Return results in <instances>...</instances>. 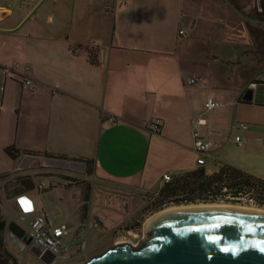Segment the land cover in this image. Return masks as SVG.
Instances as JSON below:
<instances>
[{
    "label": "crops",
    "instance_id": "1",
    "mask_svg": "<svg viewBox=\"0 0 264 264\" xmlns=\"http://www.w3.org/2000/svg\"><path fill=\"white\" fill-rule=\"evenodd\" d=\"M231 5L0 0V206L31 192L40 205L73 200L68 222L84 229L71 238L85 231L98 242L135 228L157 207L154 194H209L205 184L224 166L264 179V9ZM233 11L242 15L235 24ZM248 88L253 99L242 100ZM209 98L224 105L209 110ZM196 128L212 142L201 154ZM45 154L83 180L40 175ZM26 167L41 184H87L85 195L22 186Z\"/></svg>",
    "mask_w": 264,
    "mask_h": 264
},
{
    "label": "water",
    "instance_id": "2",
    "mask_svg": "<svg viewBox=\"0 0 264 264\" xmlns=\"http://www.w3.org/2000/svg\"><path fill=\"white\" fill-rule=\"evenodd\" d=\"M253 93L248 88L242 100L251 101ZM8 228L25 235L16 219ZM35 254L46 264L57 257ZM84 264H264V212L227 206L166 210L149 220L146 238L138 246L117 243Z\"/></svg>",
    "mask_w": 264,
    "mask_h": 264
},
{
    "label": "rangeland",
    "instance_id": "3",
    "mask_svg": "<svg viewBox=\"0 0 264 264\" xmlns=\"http://www.w3.org/2000/svg\"><path fill=\"white\" fill-rule=\"evenodd\" d=\"M228 1V0H227ZM233 5L235 7H239L242 12L244 13H250V9L252 8H259L260 10L264 9V1L263 0H232ZM232 6V5H231ZM232 6V8L234 7ZM234 7V8H235ZM231 9V8H230ZM233 10V9H232ZM252 14V13H251ZM232 23H238L242 19V15L236 14L233 11V14L231 16ZM45 159H42V163L39 165V173L40 175H47V174H52L54 172L58 173L63 177V180L66 179H71L72 181H75V183H79V181L83 180L85 174L81 173L79 171L75 172H70V169L66 168L65 164L61 162L63 159L58 156H50L48 154H45ZM49 158V159H48ZM32 168H27L26 167V172L23 176V178L31 179L33 181V189H35L38 193L43 194L46 189H49L51 187H56L57 190L55 191L57 195L62 192L61 188L68 189L69 191L72 192H79L81 189V196L85 195V190L87 187V184H41L45 183L42 182L43 180L36 181L32 177V172L28 171L31 170ZM66 172V174H65ZM91 176H95V174L92 172ZM96 177V176H95ZM77 181V182H76ZM22 186H25L24 184H21ZM28 185V184H27ZM80 188V189H79ZM31 196H33L36 200L37 207L40 209V207H45L47 210H49L53 216V219L57 222H63V221H70L68 219L70 213V208L74 201L72 200L71 202H67L65 206L58 207L55 204H51L48 202L46 199L39 203L37 199V194L36 193H30ZM251 195H242L238 197H234L233 195H227V196H222L221 199H218V201H202V202H194V203H181V204H174L170 203L167 204L166 206H163L161 209H155L153 208L152 212H149L146 214V216L141 217L140 221L138 222L137 226L130 230V232H122L120 234H115L111 233L109 238L103 239V240H98L96 242L95 240L98 239L94 237L87 236V233L84 231L79 235L76 240H73L70 236H67L64 238V245H66L67 250L69 252V256L67 257H56L54 262L52 264H84L88 259L91 257L98 255L108 248L114 246L117 243H124L126 241H129L130 243L134 244V246H138L142 240L146 238V226L149 220L156 216L158 213H161L166 210L174 209L176 207H181V206H194V205H202V204H211V205H232V206H241V207H247V208H252V209H261L264 210L263 206H260L257 203V200L253 198L255 202H250L249 198ZM70 204V206H69ZM6 209L4 207L0 206V212H4L7 215L13 216L15 212L18 211V208L16 206L15 201L13 202V206H9V204H6ZM246 208V209H247ZM69 223V222H68ZM96 223V222H95ZM71 224V223H70ZM21 225L26 229L29 230V219L28 220H21ZM113 235V236H111ZM69 239V240H68ZM71 239V240H70ZM109 239V240H108ZM86 242V248L83 250L82 249V243ZM32 244L27 245L25 244V249L20 253V259L22 264H46L44 261L39 259L37 256H34V253L32 251Z\"/></svg>",
    "mask_w": 264,
    "mask_h": 264
},
{
    "label": "built area",
    "instance_id": "4",
    "mask_svg": "<svg viewBox=\"0 0 264 264\" xmlns=\"http://www.w3.org/2000/svg\"><path fill=\"white\" fill-rule=\"evenodd\" d=\"M180 33H185V30H180ZM16 66H18V63H15ZM188 82L190 84L197 83V77L193 76L188 79ZM254 83H252L253 85ZM33 85V80L29 77L25 78L24 86L30 87ZM224 103L218 100H215L213 98H209L205 102V107L209 110L214 109L216 107L223 106ZM110 120H113L112 117L109 118ZM241 127L247 128L248 124L241 123ZM153 130L159 129V120H157L152 125ZM237 141L242 144L241 136L236 137ZM194 145L198 153H203L207 150H209L212 147V142L205 139L201 134L200 131L196 128L194 130ZM198 162L200 164L205 162V158L200 156L198 158ZM166 180H170L171 176L166 174L165 175ZM21 194H27L29 201L31 202V209L25 210L24 206L23 208L16 202V206L18 208L16 220L21 224V220H28L29 219V230L27 231V235L31 239L32 247H34L37 251H40L43 253H54L57 255V257H67L69 256V253L67 251L66 245H64L65 241L64 238L67 236H70L73 234V232H76L80 227L84 229V224L81 223L79 225H72L67 222H61V223H55L51 219V214L47 210L38 209L36 200L29 195L28 193H21ZM18 194L17 196L21 195ZM159 193L154 194L153 199L159 198ZM16 196V197H17ZM222 196H219L218 198L221 199ZM240 198V197H238ZM16 200V199H15ZM250 202L256 201L253 199V197L249 198ZM86 248V242L82 243V249L84 250Z\"/></svg>",
    "mask_w": 264,
    "mask_h": 264
},
{
    "label": "trees",
    "instance_id": "5",
    "mask_svg": "<svg viewBox=\"0 0 264 264\" xmlns=\"http://www.w3.org/2000/svg\"><path fill=\"white\" fill-rule=\"evenodd\" d=\"M92 62H96L94 54L91 52ZM9 151L13 153L11 148ZM15 155V154H14ZM211 183L215 184H205L207 187H204L205 191H210L209 194L198 196L185 195L184 198L166 196L161 199L160 197L156 199L158 205L155 209H161L165 206L166 203L173 200L177 204L181 203H194L202 201H218L219 196L233 195L234 197H239L242 195H251L257 200V203L260 206L264 207V179L257 177L251 173L245 172L239 168L232 166H224L219 172L213 175L211 178ZM20 181V180H19ZM21 184H24L26 187H32L33 181L31 179H25L21 181ZM28 184V185H27ZM250 196V197H251ZM183 201V202H182Z\"/></svg>",
    "mask_w": 264,
    "mask_h": 264
},
{
    "label": "flooded vegetation",
    "instance_id": "6",
    "mask_svg": "<svg viewBox=\"0 0 264 264\" xmlns=\"http://www.w3.org/2000/svg\"><path fill=\"white\" fill-rule=\"evenodd\" d=\"M10 220L3 217L0 213V264H22L19 256L24 251L27 240L30 239L27 235L28 230L23 227L25 235L23 237L19 236L8 228ZM32 251L36 257L35 252L37 250L32 247Z\"/></svg>",
    "mask_w": 264,
    "mask_h": 264
},
{
    "label": "bare ground",
    "instance_id": "7",
    "mask_svg": "<svg viewBox=\"0 0 264 264\" xmlns=\"http://www.w3.org/2000/svg\"><path fill=\"white\" fill-rule=\"evenodd\" d=\"M193 206V205H192ZM194 206H227V207H236V206H232V205H211V204H202V205H194ZM181 207H189V206H181ZM176 208H180V207H176ZM236 208H247V207H241V206H237ZM175 209V208H174ZM247 209H250V208H247ZM252 209V208H251ZM253 210H259V211H263L264 210H261V209H253ZM164 212V211H163ZM159 214V213H158ZM157 214V215H158Z\"/></svg>",
    "mask_w": 264,
    "mask_h": 264
},
{
    "label": "clouds",
    "instance_id": "8",
    "mask_svg": "<svg viewBox=\"0 0 264 264\" xmlns=\"http://www.w3.org/2000/svg\"><path fill=\"white\" fill-rule=\"evenodd\" d=\"M16 202L23 208V205L21 204L22 200H29L27 194H21L19 196H17L16 198Z\"/></svg>",
    "mask_w": 264,
    "mask_h": 264
},
{
    "label": "snow or ice",
    "instance_id": "9",
    "mask_svg": "<svg viewBox=\"0 0 264 264\" xmlns=\"http://www.w3.org/2000/svg\"><path fill=\"white\" fill-rule=\"evenodd\" d=\"M21 204L24 206L26 211L31 209V202L29 200H22Z\"/></svg>",
    "mask_w": 264,
    "mask_h": 264
}]
</instances>
